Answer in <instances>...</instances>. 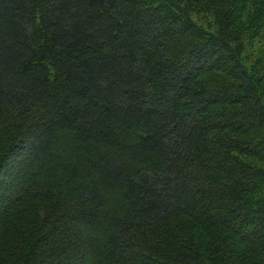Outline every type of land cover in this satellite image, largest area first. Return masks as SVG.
Here are the masks:
<instances>
[{
  "label": "trees",
  "instance_id": "trees-1",
  "mask_svg": "<svg viewBox=\"0 0 264 264\" xmlns=\"http://www.w3.org/2000/svg\"><path fill=\"white\" fill-rule=\"evenodd\" d=\"M0 264H264V0H0Z\"/></svg>",
  "mask_w": 264,
  "mask_h": 264
}]
</instances>
